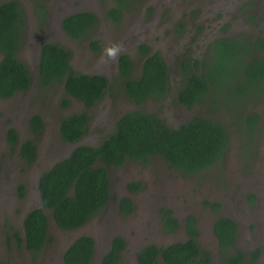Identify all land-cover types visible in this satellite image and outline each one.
Here are the masks:
<instances>
[{
	"label": "rangeland",
	"instance_id": "obj_1",
	"mask_svg": "<svg viewBox=\"0 0 264 264\" xmlns=\"http://www.w3.org/2000/svg\"><path fill=\"white\" fill-rule=\"evenodd\" d=\"M7 1L10 0H0V4ZM18 1L28 22L19 57L35 79L30 90L9 99L0 98V264H64L65 250L82 235L95 240L92 264H101L112 239L118 235L127 242L122 264H138L137 252L144 246H164L185 240L184 219L189 214L197 217L199 241L211 252V264H222L213 231L218 216L236 221L237 246L246 251L260 248L261 256L256 264H264V127L256 140L247 145L244 133L232 125L233 115L226 111L215 116L228 128L229 145L223 159L207 171L187 177L160 158L147 166L128 161L120 168L110 169L111 199L88 224L75 231H63L45 209L52 240L36 258L25 247L23 231L26 214L42 206L40 175L68 156L74 147L61 139L63 117L88 111L90 130L81 142L96 145L114 130L122 114L138 108L172 127L180 126L197 113L205 114L208 107H213L211 102L186 109L174 97L169 99L181 81V63L197 58L206 60L210 45L220 38L241 37L254 49V43L264 37V0H144L134 10L126 11L120 23L107 18V10L113 5L111 0H50L47 21L40 20L33 0ZM79 11H91L99 19L84 40L70 38L62 27L67 15ZM43 41L68 48L75 70L105 75L111 91L87 110L81 101L65 92L61 83L41 88L38 63ZM92 41L99 43L97 49L91 45ZM112 43L123 46L119 57L122 54L131 57L133 77L141 74V44L147 45L152 53H160L171 71L170 96L141 106L130 102L118 79L119 57L116 61L101 62L102 56L107 60L104 49ZM257 54L259 51L254 50L248 57L252 59ZM255 98L251 94L246 100L245 111L257 112L264 119V102ZM64 99L70 101L68 107L63 106ZM34 115H40L45 123L43 132L38 135L29 128V120ZM10 128H15L19 137L14 147L8 139ZM28 139H34L38 146V156L32 164H27L20 154L21 143ZM133 181L141 182L142 190L131 192L128 184ZM123 196L132 198L136 207L129 216L120 211L119 200ZM205 201L219 203L220 209L215 211L206 206ZM165 207L170 208L181 223L174 234L164 230L161 209Z\"/></svg>",
	"mask_w": 264,
	"mask_h": 264
},
{
	"label": "trees",
	"instance_id": "obj_2",
	"mask_svg": "<svg viewBox=\"0 0 264 264\" xmlns=\"http://www.w3.org/2000/svg\"><path fill=\"white\" fill-rule=\"evenodd\" d=\"M36 12L42 21H47V3L50 0H33ZM107 18L120 23L126 11L134 10L144 0H111ZM99 19L91 11H79L67 15L62 21L65 33L72 39L84 40L98 25ZM27 16L18 0L0 4V98L9 99L20 92L30 90L35 76L19 57L25 44ZM92 41L93 47H98ZM254 49L243 38H220L210 45L207 56L210 61L181 63L182 78L174 100L188 108L211 102L205 114L197 113L179 127H170L160 118L143 109L122 114L111 133L105 134L96 145L81 141L90 130L88 111L70 114L60 122V136L64 143L74 145L68 156L60 159L38 180L41 207L30 210L23 221L24 243L33 256L38 257L52 240L49 232L50 215L57 227L63 231H75L99 215L111 199L110 169L120 168L133 161L143 166L154 159H163L183 176L203 173L218 164L229 145V132L225 123L215 113L226 111L233 115V126L244 133L245 143L250 145L260 134L264 121L254 111H245L247 94L264 102V37L254 43ZM259 51L249 59L252 51ZM143 58L141 74L133 77L134 63L127 54L118 60V78L123 85L126 98L141 106L148 101H161L171 93V71L160 53H152L141 44ZM71 51L56 42L43 41L40 49L38 84L48 88L61 83L67 94L81 101L87 110L93 108L110 91L111 84L102 74L79 72L71 64ZM255 98V99H256ZM70 101L63 100L68 107ZM238 113V114H237ZM213 114L214 116H211ZM229 125V124H228ZM45 123L40 115L29 120L34 134H41ZM12 147L19 143L15 128L8 131ZM20 154L27 164L38 156L34 139L21 143ZM131 192H139L141 182L128 184ZM23 195V192H21ZM215 211L217 202L205 201ZM124 216L131 215L136 207L132 198L123 196L119 200ZM166 233L174 234L181 223L170 208L161 209ZM186 239L166 246L149 244L137 252L138 264H211V252L202 247L198 220L194 214L184 219ZM218 240L222 264H256L261 249L246 251L237 246L238 225L227 216H218L213 224ZM16 235V234H15ZM17 236V235H16ZM95 240L88 235L76 238L64 252V264H92L95 257ZM127 242L123 236H115L103 255L101 264H122Z\"/></svg>",
	"mask_w": 264,
	"mask_h": 264
},
{
	"label": "clouds",
	"instance_id": "obj_3",
	"mask_svg": "<svg viewBox=\"0 0 264 264\" xmlns=\"http://www.w3.org/2000/svg\"><path fill=\"white\" fill-rule=\"evenodd\" d=\"M123 51V46L118 43H112L110 46L104 49V55H106L107 60L104 59V56L101 57L102 63H107L108 60L116 61Z\"/></svg>",
	"mask_w": 264,
	"mask_h": 264
},
{
	"label": "flooded vegetation",
	"instance_id": "obj_4",
	"mask_svg": "<svg viewBox=\"0 0 264 264\" xmlns=\"http://www.w3.org/2000/svg\"><path fill=\"white\" fill-rule=\"evenodd\" d=\"M216 40H217V39H215L214 42H215ZM214 42H213V43H214ZM213 43H212V44H213ZM211 57H212V55L208 56V57L206 58V60H204V58L201 59V61H203V62L210 61ZM118 71H119V66H118ZM118 75H119V74H118ZM118 79H119V78H118ZM172 83H173V82H171V90H172ZM179 83H180V82H179ZM179 83L175 86V89L173 90V92L171 91V92H172V95H176V94H177V90H178V85H179ZM170 94H171V93H170ZM170 94H169V96H170ZM251 94H252V93H249V94L246 95V96H247V99L250 97ZM172 95H171V97H170L169 99H171L172 97H174V96H172ZM145 103H146V102H145ZM135 105H136V104H135ZM183 106L186 107V109H188L187 106H185V105H183ZM192 117H193V116H192ZM192 117H191V118H192ZM191 118H189V119H191ZM186 121H187V120H186ZM186 121H184V122H186ZM263 121H264V119H262V122H263ZM184 122H183V123H184ZM183 123H182V124H183ZM170 127H172V126H170ZM177 127H179V126H177ZM174 128H175V127H174ZM40 197H41V196H40ZM164 246H166V245H164Z\"/></svg>",
	"mask_w": 264,
	"mask_h": 264
}]
</instances>
